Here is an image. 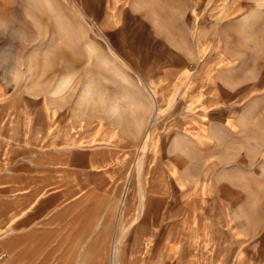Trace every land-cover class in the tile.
Listing matches in <instances>:
<instances>
[{"label": "rangeland", "instance_id": "obj_1", "mask_svg": "<svg viewBox=\"0 0 264 264\" xmlns=\"http://www.w3.org/2000/svg\"><path fill=\"white\" fill-rule=\"evenodd\" d=\"M258 1L262 0H183L187 12H181V20L192 22L193 53L197 46L206 50L201 58L192 54L191 59L183 51L186 60L181 63L163 60L164 47L154 38L147 53L162 60L142 61L135 53L134 60L127 62L125 53L113 45V33L102 27L101 14L88 11L85 0L4 2L6 32L0 45L6 50L0 67L4 63L7 80L37 92L39 98L50 97V90L61 84V91L51 97L57 112L55 132L62 134L67 128L77 132L84 125L100 127L103 108L110 104L113 122L120 112L127 119L118 125L108 119L107 125L110 131L118 130L111 151L120 162L116 170L119 178L108 182L90 174L94 187L65 202H54L49 216L43 214L29 227L24 224L6 230L0 235V264H181V254L165 253L162 243L179 242L172 216L186 211L196 213L189 228L193 236L187 237L192 236L197 249L183 257L191 255L203 264H264V195L261 190L254 202L249 188L254 173L261 176L264 161L260 151L252 149L257 143L264 147V135L257 139L253 133L264 129V16L255 26L243 23L259 9ZM170 66L177 76L166 80L168 86L158 94L163 109L149 108L145 124L139 125L141 110L130 109L127 102V79L134 85H147L146 78L138 76L139 69L155 74L170 70ZM14 69L20 76H8ZM184 72L190 73L189 78L183 79ZM131 73L134 77L127 76ZM148 79L153 84L155 78ZM169 99L174 102L167 107ZM255 103L260 123L250 119L244 125L242 116ZM228 119L236 121L240 131L245 127L248 131L233 134L223 130L216 142L210 136L203 156L193 145L176 147L187 134L194 133L190 132L192 125H203L205 120L210 129ZM148 129L152 138L144 151ZM172 145L182 167L188 166L193 175L204 171L209 183L216 174L223 175L222 203L216 211L210 192L203 204L191 202V196L200 194L193 182L181 190L169 186L163 190L165 197L157 196L160 188L152 173L161 161L157 150L163 149L165 157V150ZM200 157L201 165H194ZM159 213L162 238L152 237V247L145 252L137 234L143 232L141 225L147 229L142 236L150 233V226L157 228ZM215 214L222 233L219 256L214 249Z\"/></svg>", "mask_w": 264, "mask_h": 264}, {"label": "crops", "instance_id": "obj_2", "mask_svg": "<svg viewBox=\"0 0 264 264\" xmlns=\"http://www.w3.org/2000/svg\"><path fill=\"white\" fill-rule=\"evenodd\" d=\"M5 1L0 0V40L5 38L6 32ZM258 5L259 9L244 20L245 25L255 26L264 16V0L258 1ZM85 6H87L88 11L101 14L102 27L110 31L111 34L113 33V45L118 46L119 50L125 53L127 62L134 60L135 53L141 55L142 61L151 58L162 60L161 58L150 57L147 53V49L151 51V46L155 42L151 41V38L156 39V44L164 47L165 56L163 60L165 61L178 60L181 63L183 59L186 60L182 56L183 51L188 55V59H191L192 54L194 56L196 54V57L199 56L200 58L205 54L206 49L198 48V46L195 54L193 53L190 43L192 22L184 24L181 20V12H187L186 2H184L183 9V0H85ZM192 13L194 14V12ZM251 16H253L252 19ZM194 17L196 23L198 16ZM5 50V45H0V59L2 61L5 58ZM180 67L181 65L178 68ZM169 69L166 72L155 74H152L147 68L139 69V72L137 71L138 76L146 78L147 85H134L131 80L127 79L125 85L127 102L130 104V109L141 110L137 122L139 125L145 124L149 108L159 111L163 109L159 106L158 94L168 86L164 85L166 80H171L172 76L173 78L177 76L172 66ZM6 73L3 63L0 67V235H3L8 229L22 227L24 224L29 227L43 214L48 217L53 211L54 202L60 200L65 202L71 196L84 192L86 188L94 187L93 181L88 179L90 174L100 175L108 182L117 180L119 177L116 176V170L120 162L116 160L111 149L113 148V138L117 137L118 130L110 131L107 125L108 119L112 125L123 124V122L125 123L123 119H127L120 112L117 120L113 122V117L110 115L113 113V104H110L107 108H103L100 124L98 123L100 127L88 129L84 125L83 128L78 127L77 132L70 128L61 131L62 134L55 132L53 126L57 112L54 111L55 100L51 97H55L61 91V84L50 90V97L39 98L37 92L26 91L17 81L7 80ZM189 75V72H184L183 79L189 78ZM8 76L16 78V76H20V72L14 69L9 71ZM127 76L134 77V74H127ZM151 76L155 78L153 84L148 82V78ZM162 77H166V79H160ZM173 102V99H169L167 107ZM257 106L258 103H255L251 110L245 111L241 119L244 125L250 119L256 123L260 121L258 120ZM158 114L156 111L155 115ZM204 121L201 122L203 125L196 127L192 125L190 132L193 131L194 133L187 134L183 140L176 143V147L187 145L191 147L193 145L198 154L203 156L205 150L210 146L208 139L210 136L213 142H216L218 134L223 130L231 131L233 134L248 131V127L240 131L239 124L231 119L226 120L223 125L218 122L214 123L210 129L207 128ZM253 133L257 139H262L264 129L255 130ZM151 138L152 134L148 129L143 146L144 151L148 148L147 143ZM174 147L175 145H172L167 151L165 150V157L163 149L157 150L161 154V161L152 171L153 181L160 188L157 196L159 198L165 197L167 193L163 190L169 186L181 190L190 187L189 183L193 182V186L199 189L200 194L191 196V202L203 204L205 195L210 192L213 195L212 200L216 211L218 205L222 203L220 196L222 194L223 175L221 173L216 174L214 181L210 183L205 180L204 171L198 172L197 176L196 173L193 175V171H190L188 166L182 167L181 160L178 159L174 150H171ZM261 147L263 144L260 143L252 145V149L259 150L264 157V147L262 149ZM221 157L222 155L218 157V160H221ZM202 159L203 157H200L193 164L200 166ZM183 162L189 163L185 159ZM260 168L262 169L261 176L255 172L253 182L249 185L254 202L261 190L264 195V161L260 164ZM239 185L238 183L237 186L239 187ZM185 203H189V201ZM195 214L187 211L173 213L172 217L176 222L174 230L178 234H175V238H178L179 242L174 241L173 244L167 245V241L164 240L162 243L165 253L170 255L181 254L179 256L181 264H203L191 258V255L183 257V254H192L197 249L196 241L191 240L194 231L189 230ZM253 214L255 215V212ZM160 216L159 213L157 228L154 227L155 225L150 226V233L142 236L147 229L141 225L143 232L140 235L137 234L136 238L141 239L145 252H149L152 247L154 242L152 237L162 238L161 230L158 227ZM218 223L219 217L218 214H215L213 238L217 256H219L220 250L219 240L222 237ZM187 234L192 236L188 238ZM238 258L241 262L242 255Z\"/></svg>", "mask_w": 264, "mask_h": 264}]
</instances>
